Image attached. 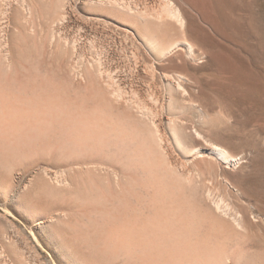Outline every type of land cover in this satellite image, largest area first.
<instances>
[{
	"label": "bare ground",
	"instance_id": "1",
	"mask_svg": "<svg viewBox=\"0 0 264 264\" xmlns=\"http://www.w3.org/2000/svg\"><path fill=\"white\" fill-rule=\"evenodd\" d=\"M195 7L0 0V264L243 260L223 244L247 227L226 171L241 156L190 116L224 78Z\"/></svg>",
	"mask_w": 264,
	"mask_h": 264
},
{
	"label": "rangeland",
	"instance_id": "2",
	"mask_svg": "<svg viewBox=\"0 0 264 264\" xmlns=\"http://www.w3.org/2000/svg\"><path fill=\"white\" fill-rule=\"evenodd\" d=\"M199 2L193 0V4L198 6L195 7L194 18L204 24L203 26L207 23L205 29L215 44L222 48L221 53L219 52L220 62L218 56L215 61L220 63L218 66L223 67L224 64L222 73L224 78L221 80L215 76L213 78L215 80L212 81L216 83L214 88L206 90L202 95L204 113L192 111L190 116L192 121L204 128H210L214 133L221 132L224 144L231 146L238 156H241L239 163L231 165V169L228 167L226 171L228 174L237 175L240 188L243 189L239 190L241 198L230 199L233 208L243 218L246 217L244 225L247 227H243L245 230L240 229L242 231L240 234L239 230L229 232L230 235L226 234L223 244L227 242L224 245L228 250L239 249L240 254L242 251L246 252L241 254L243 260L240 259L239 262L242 264H264V0H199ZM113 32L116 34L113 37L116 41L112 39L116 44L112 42L109 50L119 53V50L124 48L119 54L123 59H128L130 45L125 42L122 44L123 41L118 39L117 32ZM106 35L109 34H104L95 44L101 45ZM114 59L116 60V57ZM215 64L217 67V63ZM140 77L141 82L143 81L141 97L148 105H153L152 99L147 96L150 91L148 76L142 74ZM236 232L237 235H234ZM212 242L215 244L217 238L212 236Z\"/></svg>",
	"mask_w": 264,
	"mask_h": 264
}]
</instances>
